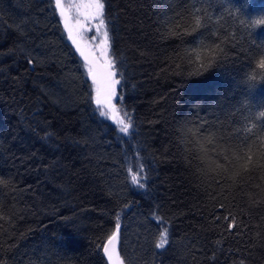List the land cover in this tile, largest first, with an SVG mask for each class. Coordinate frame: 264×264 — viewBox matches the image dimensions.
<instances>
[{
    "label": "trees",
    "instance_id": "1",
    "mask_svg": "<svg viewBox=\"0 0 264 264\" xmlns=\"http://www.w3.org/2000/svg\"><path fill=\"white\" fill-rule=\"evenodd\" d=\"M105 3L126 138L89 103L54 1L0 0V264H106L116 213L124 264H264V0Z\"/></svg>",
    "mask_w": 264,
    "mask_h": 264
},
{
    "label": "snow or ice",
    "instance_id": "2",
    "mask_svg": "<svg viewBox=\"0 0 264 264\" xmlns=\"http://www.w3.org/2000/svg\"><path fill=\"white\" fill-rule=\"evenodd\" d=\"M54 6L60 18L59 22L63 25L66 39L74 54L81 60L83 74L91 82L88 93L89 103L95 105L99 117L112 121L123 137L133 135L132 117L121 107L124 69L122 66L118 67L122 58H118L113 52L114 25L111 17L106 13L105 0H54ZM200 24L201 21L197 18L196 27H200ZM218 48V44L215 47L209 45L196 47L189 51V56L199 68L203 69L215 59ZM28 63L31 64L32 60L29 59ZM256 73L264 79V56L256 61L251 79L257 78ZM118 102L121 106H118ZM259 118H264V111L259 113ZM47 136L50 137L51 133ZM128 173L131 176L132 185L139 189L146 188L147 176L144 175L142 163L138 165L135 173H133L132 165L129 164ZM0 183H6V181L0 178ZM115 217L114 230L107 236L101 247L107 264H124L118 251L120 214L116 213ZM234 226H236L235 219L228 225L229 230ZM165 236L166 232L155 244L157 249L164 248Z\"/></svg>",
    "mask_w": 264,
    "mask_h": 264
},
{
    "label": "water",
    "instance_id": "3",
    "mask_svg": "<svg viewBox=\"0 0 264 264\" xmlns=\"http://www.w3.org/2000/svg\"><path fill=\"white\" fill-rule=\"evenodd\" d=\"M54 1V0H53ZM57 13V12H56ZM57 15H58V13H57ZM59 16V15H58ZM61 29H62V32L64 33V35H65V40H66V43H67V45L72 49V47L70 46V43L67 41V39H66V34H65V32H64V30H63V25H62V23H61ZM73 50V49H72ZM74 52V51H73ZM75 56L79 59V61L81 62V60H80V58L78 57V55H76L75 54ZM88 82L89 83H91L90 82V80H88ZM120 238V237H119ZM118 251H119V248H118ZM102 255H103V252H102ZM103 258H104V260H105V262H106V264H107V260H106V258L104 257V255H103Z\"/></svg>",
    "mask_w": 264,
    "mask_h": 264
},
{
    "label": "rangeland",
    "instance_id": "4",
    "mask_svg": "<svg viewBox=\"0 0 264 264\" xmlns=\"http://www.w3.org/2000/svg\"><path fill=\"white\" fill-rule=\"evenodd\" d=\"M98 113V112H97ZM110 120H107V122H109ZM112 122V121H111ZM113 123V122H112ZM114 124V123H113ZM115 125V124H114ZM117 127V126H116ZM124 138H126V137H124Z\"/></svg>",
    "mask_w": 264,
    "mask_h": 264
}]
</instances>
